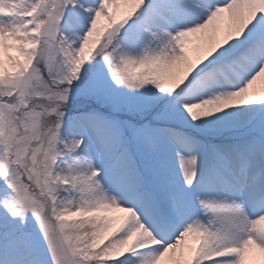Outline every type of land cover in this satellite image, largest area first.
I'll return each instance as SVG.
<instances>
[{
    "label": "snow or ice",
    "instance_id": "1",
    "mask_svg": "<svg viewBox=\"0 0 264 264\" xmlns=\"http://www.w3.org/2000/svg\"><path fill=\"white\" fill-rule=\"evenodd\" d=\"M258 82L264 0H0V264H264Z\"/></svg>",
    "mask_w": 264,
    "mask_h": 264
},
{
    "label": "rangeland",
    "instance_id": "2",
    "mask_svg": "<svg viewBox=\"0 0 264 264\" xmlns=\"http://www.w3.org/2000/svg\"><path fill=\"white\" fill-rule=\"evenodd\" d=\"M193 41H194V43L196 42L195 37L193 38ZM13 54H15V53H13ZM193 55H195V52L193 53ZM258 86H264V85H261V84L258 82ZM111 215H113L114 217H119V216L122 215V213H120V212H114V213H111ZM117 222H118V221H117Z\"/></svg>",
    "mask_w": 264,
    "mask_h": 264
}]
</instances>
